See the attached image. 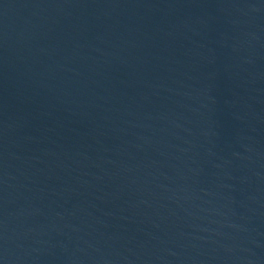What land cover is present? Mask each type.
I'll return each instance as SVG.
<instances>
[{
  "label": "water",
  "instance_id": "95a60500",
  "mask_svg": "<svg viewBox=\"0 0 264 264\" xmlns=\"http://www.w3.org/2000/svg\"><path fill=\"white\" fill-rule=\"evenodd\" d=\"M0 264H264V0H0Z\"/></svg>",
  "mask_w": 264,
  "mask_h": 264
}]
</instances>
